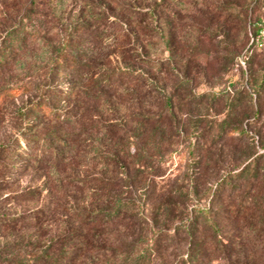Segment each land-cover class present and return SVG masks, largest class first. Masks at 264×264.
Returning <instances> with one entry per match:
<instances>
[{
	"label": "trees",
	"instance_id": "trees-1",
	"mask_svg": "<svg viewBox=\"0 0 264 264\" xmlns=\"http://www.w3.org/2000/svg\"><path fill=\"white\" fill-rule=\"evenodd\" d=\"M44 6L48 24L56 7ZM72 7L58 35L43 37L51 49L43 89L18 107L16 118L29 126L25 147L17 139L0 147V264H105L108 257L112 264H264V211L250 213L246 196L237 205L233 177L213 189L201 182L202 163H189L184 181L151 207L150 175L161 176L150 164L153 172L144 175L149 156L140 144L158 132L165 139L171 126L146 108L160 94L163 120L174 112L172 97L155 83L159 62L148 47L156 35L170 46L185 29L183 13L169 0H82ZM24 175L44 182L5 192ZM228 190L233 198L225 206ZM218 192L215 205L202 203L203 194ZM11 199L36 206L13 207ZM229 224L255 238L239 245L225 235Z\"/></svg>",
	"mask_w": 264,
	"mask_h": 264
},
{
	"label": "rangeland",
	"instance_id": "rangeland-1",
	"mask_svg": "<svg viewBox=\"0 0 264 264\" xmlns=\"http://www.w3.org/2000/svg\"><path fill=\"white\" fill-rule=\"evenodd\" d=\"M115 1L124 6L130 3V0ZM169 1L174 11L183 13L185 29L176 30L170 46L162 36L156 35L148 48L152 58L159 62L155 83L172 97L174 116L163 120L165 112L161 109L160 94L146 111L159 117V125L169 124L180 134L175 136L169 128L165 139L160 132L151 142L146 136L142 138L140 148L145 157L149 156L148 161L141 162L144 175L155 169L161 176L150 175L154 188L151 207L176 182H182L189 163L200 161L202 183L216 189L223 179L233 177L240 191L237 205L241 196H246L250 213L260 216L264 211V51L255 49L251 39L257 29L264 27V0ZM81 2L43 0L38 2L41 7H36L32 0H0V58L3 52L11 51L5 63H0V147L9 145L13 139L25 147L23 136L29 126L16 115L23 102L33 95L38 97L37 88L43 89L40 77L49 67L51 56L43 37L50 30L52 35L47 37H56L58 23L68 22V8L74 9L72 6ZM44 5L56 7V17H51L48 24L43 20L47 12ZM17 44L19 50L13 47ZM250 50L253 51L247 57ZM168 60L171 62L168 66L173 69L162 68V61ZM112 66L119 67L116 59ZM31 119L36 121L35 117ZM38 131L36 135L43 137L41 129ZM149 164L153 170L147 168ZM246 167L250 169L246 171ZM241 173L244 175L238 179ZM16 178L5 192L17 193L29 184L36 186L44 182V178L38 181L32 175ZM220 195V192L215 197L203 194L202 203L215 205ZM230 195L228 190L225 206L233 198ZM16 201L12 202L13 207L36 206L21 199ZM225 231L226 237L234 235L239 245L255 238L248 235L242 224H229ZM111 262L109 257L105 260V264Z\"/></svg>",
	"mask_w": 264,
	"mask_h": 264
},
{
	"label": "built area",
	"instance_id": "built-area-1",
	"mask_svg": "<svg viewBox=\"0 0 264 264\" xmlns=\"http://www.w3.org/2000/svg\"><path fill=\"white\" fill-rule=\"evenodd\" d=\"M256 47L255 49H257L258 51H264V27L261 28L257 34H255L254 37H252L251 39V45H253ZM253 50H250L249 52H251Z\"/></svg>",
	"mask_w": 264,
	"mask_h": 264
}]
</instances>
